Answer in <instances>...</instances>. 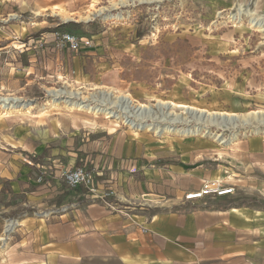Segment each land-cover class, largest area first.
I'll use <instances>...</instances> for the list:
<instances>
[{"label":"crops","instance_id":"1","mask_svg":"<svg viewBox=\"0 0 264 264\" xmlns=\"http://www.w3.org/2000/svg\"><path fill=\"white\" fill-rule=\"evenodd\" d=\"M103 1L0 0V50L25 44L20 53L1 52L0 89L56 81L213 115L264 106V0H202L207 19L221 11L241 16L217 35L194 29L186 36L211 58L241 66L219 90L192 87L183 76L168 89L128 79L127 64L139 63L146 46L133 34L115 41L86 24ZM74 24L85 29L80 49L56 51ZM91 129L0 118V203L17 218L18 264H264V136L220 147L206 136ZM78 167L92 174L95 195L65 185L61 173ZM111 171L114 180L106 181ZM219 179L232 194L184 201Z\"/></svg>","mask_w":264,"mask_h":264},{"label":"rangeland","instance_id":"2","mask_svg":"<svg viewBox=\"0 0 264 264\" xmlns=\"http://www.w3.org/2000/svg\"><path fill=\"white\" fill-rule=\"evenodd\" d=\"M206 8L202 0H104L87 13L86 24L111 31L115 41L125 37L130 41L132 34L135 41H143L146 48L140 62L133 64L130 61L126 66L129 70L126 71L128 79L131 76L134 81L168 89L178 77L183 76L189 79L192 87L207 84L219 90L222 84L236 78L241 66L227 56L211 58L200 47H191L186 36L194 29L200 34L217 35L226 28H234L241 21V16L221 11L214 18L207 19ZM230 15L239 18V22L229 24L226 17ZM90 18L92 20L88 22ZM257 24L261 25L260 22ZM84 32V27L74 24L68 33L77 37ZM10 90L0 89V99L22 100L27 103V107L5 116L0 113V118L34 122L52 118L58 121L60 132H66L71 127L113 132L121 127L131 132H147L156 136L212 137L220 147H226L228 140L236 144L249 137L264 136V106L254 108L256 111L253 113L238 116L211 114L206 118H196L193 113L171 108L169 103L163 101L145 104L142 105L144 108L139 109V105L128 96L95 88H74L56 81L43 84V87L35 85L17 92ZM66 95L73 98V102H85L94 112H70L64 104L68 98ZM56 98L60 100L58 105L53 102ZM124 98L132 100L136 108L122 103ZM106 112L113 117L106 119ZM94 113L97 114L95 117ZM93 118H96L95 122H89ZM176 131H190V134ZM231 150L237 151L239 146H232ZM2 207L0 203V239H4L0 240V264H18L14 247L17 218ZM10 225H14V229L6 234Z\"/></svg>","mask_w":264,"mask_h":264},{"label":"built area","instance_id":"3","mask_svg":"<svg viewBox=\"0 0 264 264\" xmlns=\"http://www.w3.org/2000/svg\"><path fill=\"white\" fill-rule=\"evenodd\" d=\"M229 13V12H228ZM223 14V13H222ZM230 14V13H229ZM228 15V14H227ZM93 18V17H92ZM90 18L89 21L92 20ZM226 19L229 20V24H237L239 22V18H234L231 15L227 16ZM19 18L13 16L11 18V21H17ZM81 40L76 37L73 34L70 33H63L58 36V39L55 42V50L56 51H62V50H69V51H77L81 47ZM25 49V44H18L16 47H10V49L5 50V48L0 50V58L2 57L1 52H6V54H9L10 52H18L22 51ZM9 102L18 99H13V98H8ZM0 101H3V104L0 103V113L2 115H7L9 113L15 112V111H20L25 109L27 106V103L22 100H18L20 104H13V103H8L6 99L1 98ZM7 102V103H6ZM13 104V105H12ZM13 106V109H11ZM129 164V163H128ZM130 166L132 164H129ZM134 169V167L132 168ZM61 178L64 180L65 185L70 188V189H76V188H86L87 191L89 192L90 195H95V190L92 188L93 187V177L92 174L86 172L85 167H78L72 170H66L61 173ZM106 181H112L114 180V172H109L106 174ZM223 180H218L215 182H210L205 184L202 189L196 191V192H190L188 194H185L184 196V201L186 202H192L196 200H200L201 198L205 196H210V197H222L226 195H230L233 193V188L232 187H225L223 186ZM64 209L63 211H65Z\"/></svg>","mask_w":264,"mask_h":264},{"label":"bare ground","instance_id":"4","mask_svg":"<svg viewBox=\"0 0 264 264\" xmlns=\"http://www.w3.org/2000/svg\"><path fill=\"white\" fill-rule=\"evenodd\" d=\"M64 93V92H63ZM59 94L61 95V93L59 92ZM72 95V94H71ZM65 96V95H64ZM67 96V95H66ZM75 96V95H74ZM68 97V96H67ZM62 99H64V98H62ZM75 99V98H74ZM68 100V101H67ZM67 100L66 101H64V104H65V107L70 111V112H73V111H77V112H86V113H91L92 111H93V109H90V108H88L86 105H85V102H73L72 100H73V98H71V97H68L67 98ZM6 101H8V103H13V104H18V100H14V102L13 101H10L9 102V99H6ZM80 101V100H79ZM82 101V100H81ZM56 105H58L59 103H60V100H59V98H56L54 101H53ZM0 103L1 104H3V101H0ZM7 103V102H6ZM122 103H124V104H126L127 106H130V107H135L136 108V106H133V101L132 100H130V99H127V98H124V101L122 100ZM12 104V105H13ZM88 105V104H87ZM170 105V107H171V104H169ZM169 105H168V107H169ZM139 107V109L140 108H144V106H142V105H139L138 106ZM137 107V108H138ZM178 107H179V105H178ZM182 107V106H181ZM183 107H185V106H183ZM187 108V107H186ZM11 109H13V106H12V108ZM96 109V108H95ZM94 109V110H95ZM100 110V109H99ZM107 110H109V109H107ZM197 110V109H196ZM101 111V110H100ZM99 111V112H100ZM187 111H189V112H191V113H193L194 115H195V117L196 118H199V117H209L211 114H209V113H205V112H198V111H195V109L193 110V109H188ZM94 112V111H93ZM105 112V111H104ZM107 113V112H106ZM202 114H204V115H202ZM97 114L96 113H94V117L96 116ZM106 115V119H108L109 118V116L110 117H113L112 116V114H110V113H107V114H105ZM220 116V115H219ZM221 116H223L222 114H221ZM197 121V120H196ZM130 124V123H129ZM139 124V123H138ZM131 126H132V124H130ZM140 125V124H139ZM144 126V125H143ZM147 126V125H146ZM145 127V126H144ZM172 127V126H171ZM132 128H134V126H132ZM136 128V127H135ZM146 128H148V127H146ZM150 128V127H149ZM178 130V129H177ZM176 132H178L179 134H184V133H186V134H190V131H186V132H179V131H176ZM194 132V131H193ZM193 132H191L192 134H193ZM220 141V140H219ZM221 157V155L219 154L218 155V158H220ZM13 229H14V225H10L9 226V228H8V230L6 231V234H9V233H11L12 231H13ZM1 241H4V239L2 238V239H0Z\"/></svg>","mask_w":264,"mask_h":264},{"label":"trees","instance_id":"5","mask_svg":"<svg viewBox=\"0 0 264 264\" xmlns=\"http://www.w3.org/2000/svg\"><path fill=\"white\" fill-rule=\"evenodd\" d=\"M31 159L34 161H37L39 159V157L33 156Z\"/></svg>","mask_w":264,"mask_h":264}]
</instances>
